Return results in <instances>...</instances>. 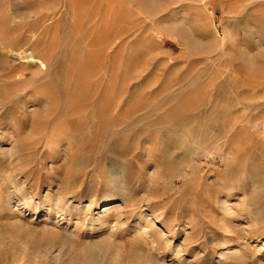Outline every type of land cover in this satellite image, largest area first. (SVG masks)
<instances>
[{"label":"rangeland","instance_id":"rangeland-1","mask_svg":"<svg viewBox=\"0 0 264 264\" xmlns=\"http://www.w3.org/2000/svg\"><path fill=\"white\" fill-rule=\"evenodd\" d=\"M0 235V264H264V0H0Z\"/></svg>","mask_w":264,"mask_h":264},{"label":"bare ground","instance_id":"bare-ground-1","mask_svg":"<svg viewBox=\"0 0 264 264\" xmlns=\"http://www.w3.org/2000/svg\"><path fill=\"white\" fill-rule=\"evenodd\" d=\"M116 171V170H115ZM117 173H119V172H117ZM26 200V199H25ZM24 199H22V204H24L25 206H27V205H29V204H31L30 202H28V201H25ZM111 198L110 197H105V198H103V199H101L100 200V203L102 204V205H106V204H109V203H112L111 202ZM20 202V201H19ZM52 223L53 224H57V222H56V220H52ZM16 225H13V228H12V233L11 234H9V236L11 237V239L14 241V242H16L15 240H17V242H19L20 240H21V236H20V234H21V231H23L22 229L23 228H25V226H23V224H21L20 222L19 223H15ZM10 226H12V224H10ZM26 229V228H25ZM1 236V235H0ZM4 239V238H3ZM10 239V238H9ZM10 241V240H9ZM11 242V241H10ZM23 242V243H22ZM22 242H20V243H22V244H20V248L21 249H24L25 251H26V253L27 254H31V253H33L34 254V250H31V249H35L34 247H31L29 244H27V242H25V241H22ZM95 242V241H94ZM13 243V242H12ZM97 243H100L101 245H106L107 244V242L103 239V240H100V242H97ZM10 244V243H9ZM15 244V243H14ZM13 244V245H14ZM16 245V244H15ZM14 245V246H15ZM32 245L33 246H35V243H32ZM45 247H47V246H49V245H51V244H49L48 242H46L45 244ZM43 245V246H44ZM19 247V246H18ZM49 248V247H48ZM52 248V247H51ZM49 250H51V249H49ZM31 251V252H30ZM59 252V251H58ZM50 253V252H49ZM51 254V253H50ZM56 254V253H55ZM58 255L59 254H56V255H51V258H56V257H58ZM50 256V255H49ZM87 256V255H86ZM85 259H90V256H88V257H84ZM84 260V259H83ZM20 264H23V262L22 263H20Z\"/></svg>","mask_w":264,"mask_h":264}]
</instances>
